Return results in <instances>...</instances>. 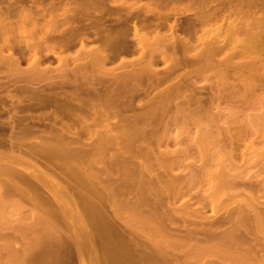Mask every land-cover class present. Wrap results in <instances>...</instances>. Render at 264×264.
<instances>
[{"label":"rangeland","instance_id":"1","mask_svg":"<svg viewBox=\"0 0 264 264\" xmlns=\"http://www.w3.org/2000/svg\"><path fill=\"white\" fill-rule=\"evenodd\" d=\"M43 1L44 2H42V0H38V1L37 0H3V1L0 0V17L2 19V21H0L2 22L0 23V53H1L0 54L1 56L0 57V81H1L0 86L4 87V84L7 81L8 82L5 84V87L9 84V86L6 87L4 92L3 91L0 92V100L2 99L0 102V119H6L8 117L17 118L20 116L22 117L30 116V117L36 118L39 115L40 116L49 115L50 112L53 110L52 107H47V106L46 108L41 107V106L39 107L35 103L37 101L33 100L34 104L32 102V104L30 103V105H36L38 107V108L35 107L37 108L36 110H21L20 111L19 106L22 107V106L29 105V102H31L32 100L28 99L26 94H23V92L19 91L18 87L22 85L21 81L16 80V77L19 75L18 74L19 72H24L23 75H28L31 72L30 69L32 68V66L38 62L39 64L38 68L40 69V71H46L47 74H55L56 71H58V69L72 68L77 63L83 64L84 62H88L89 59L93 60L95 57L99 56L97 53H99L100 56H104L106 54L109 55L111 53V51L108 50L109 45H101L99 42L93 41L91 39L92 37L91 34L95 32L94 28H92L93 22L95 21L98 22L100 26H102L101 31L102 29L106 31L108 30V33L110 32V30H111L110 33H114L115 31L113 30H115V28L119 27L118 29H116L119 31L123 27L124 32L122 29L119 32L121 33L123 32V34L126 35V37H128V38H125V40L126 39H129L130 41L132 40V43H130V41L128 40L125 41L124 43L123 41L121 42V45H123L121 46L122 48L124 47L125 44H126L125 46L127 47V49L129 47L130 51L128 50V54H126L127 51L125 52V50L127 49L124 47L125 49L123 48L122 50L124 53L121 51V54L119 52L118 56L116 54V56L115 55L112 56L109 61H104L106 65L102 62L100 63V65L97 66V68H94V70H96L97 77L101 78L103 85L104 83H106L105 86L111 83L113 86L111 84L110 85L113 88L117 87L118 91L120 90V92L122 89L125 88V87H122L120 83H123V80L125 79L124 81H126L127 79V82L129 84L130 78L128 77V75L130 76L131 74H133V72H135L133 77L132 75L130 76L131 77L130 79L131 87H134V90H132L131 88L133 92L129 91V88L127 89V92L129 91L128 93L125 94V92H121L122 96L124 97V99L122 97V100L125 101V102L122 101L123 102L122 105L125 104L128 99L127 105H125V107L123 105V107L126 109H129L131 107L130 109H132V112H129L130 110L129 111L126 110V112H124V109L122 110V106L120 105L121 99H119L121 98L120 93H118L120 94V96L117 94L118 98L117 99L115 98L116 100L114 101V99L112 100V98L116 96L110 98L108 97L110 93L107 92V94L105 93V95H107L105 96V98H110L109 101L111 102L112 106H114L113 108L118 109L117 110L118 113L117 111L112 109V111L114 110L116 113L115 112L112 113L111 111V115L113 116L111 117L112 118L111 120L109 119L108 121H106L108 122V124L104 123L103 124L104 126L102 124L101 126L100 125L85 126L81 122L75 121V119L65 120L63 121V124L65 125V127L68 128L69 131L67 133L70 135L66 133L65 136L62 137L61 139L60 135L56 137L54 136V135H57L55 134L54 131L48 132L51 129L50 127H48L49 124L46 121H44V122H39L38 126H40V128L38 127L37 129H34V131L32 130V133L30 132L29 134L28 133L25 134L26 135L25 137L22 136V137H17V139L15 138L14 142H21L24 146L23 150H26V152L23 153L24 155H22L23 156L22 161H24L23 159H25L24 161L25 163L23 166L20 167L18 165V162H16L13 157H11V160H8L9 158H7L5 161L7 165H10L8 169L9 172L11 171L10 173L17 172V173H21L24 176L26 175V177H24L25 178L24 182L22 180L24 194L25 195L30 194V195L29 196L26 195V197L22 199L19 197V195L13 194L14 192L12 193L11 190H9V192H11L12 194H8L7 197L3 198L2 197L3 195L1 196V194H4V193H1V191L3 192L5 187L4 185L2 186V184H0L2 186L0 187V234H1L0 236V264H114V259L116 257L118 258L119 262L124 264L127 260V258L125 257L124 251H123L125 249L123 247L124 243L121 244L120 242L119 246H116V239L118 238L113 233L111 220H113L115 224H117V226L118 225L119 227L122 226L121 228H126V225H129L127 227H130V225H133L132 227L140 229L141 231L140 241L143 240L142 242L148 246V248L150 249V251H152V253L156 254L157 253L156 246H161L162 248H164L163 254H167L165 253L166 249L167 250L171 249L170 247L167 248V243H168L167 240L163 239V235H161L162 232L159 233L161 236L155 233L157 229L155 231V228H154L155 223L153 222L154 220L144 215L148 212L147 211L148 208L150 209V207L153 208L154 206H156L159 209L157 211L156 217L157 216L161 217L162 219H164V222L166 223V225H168L169 227L175 228V229L177 227L178 229L176 230L180 232L182 230H183L182 232H184V227H183L184 222L190 228L194 227V229L195 228L202 229V227L204 229H208V228L211 229V227L213 228L212 224L210 223L216 222L217 220L216 217L218 216V214H221L219 216L220 218L222 217V215L226 214V211H227L226 209L237 207L238 206V204H236L237 200H240V198H242V195L245 192L248 193L249 191L251 192V194L250 193L248 194L245 193V194L248 195L247 199L252 200V201H248V202L249 203L252 202L251 205L256 206L254 208H258L259 210L264 212V106H263L264 105L263 104L264 93L262 92L264 90L262 89L258 90L257 93H260L259 94L261 95L260 98L258 94H257L258 96L256 94L252 95L253 97L250 96V100H248L250 104L247 103V105H245L244 107L250 108L251 106L252 109L247 108L248 109L247 110L244 108V110L241 113L237 114L235 113L238 110L237 107H234L236 111H233L234 108L230 111L229 110L227 111L225 108H223V106H222L223 110H221L222 108H215L213 110L214 115H216L214 120H209L208 116L206 115L207 116L206 118L204 114L203 115L199 114L200 115V116L198 115L199 119H197L195 116H190L187 113L188 111L186 110V107H185L186 105L184 104L188 98L194 95V92H191V89H193V87L194 88L196 87L194 86L193 83L199 86L198 89L195 88L193 90L198 92V95L202 97V100L205 101L206 96L213 93L214 91V89H212L213 86L211 87L213 83H210V82L217 81V79L215 80V76L213 75V73H211L209 69L206 70L205 67L202 66L203 67L202 70L204 69L203 70L204 73L202 71H201L202 73L201 72L199 73V71H197L195 74L194 71L197 69L196 67L197 65L193 66L192 62L196 61V58L198 59L200 57V56L199 57L197 56L200 55L204 51L203 46L206 47L208 43L209 44L211 43L210 45L212 46V42H213L214 44H216V46L214 44L213 45L215 47H218L220 44H223L225 40L229 41L228 37H230V35H229V31L226 29V26L206 25V26L201 27L200 29H198V27L195 29H190L191 34L188 32L187 35H185V38L187 39V43L190 48L189 54L191 51V55L190 57H188L189 55L187 56L186 54L181 55L182 52H185L184 51L185 49H181V47L184 48L183 47L184 44H182V42L184 43V40H182L181 29L183 28V25H182L184 24L183 22H185V20L188 21V15L190 13L187 12L183 15H170L169 21H167L165 24L163 23L161 27L158 25L157 21L152 17L151 13H144V14L145 15L150 14L151 19L153 21L147 20L148 16H145L143 13H141L142 15L140 14V12H143L141 9L143 8V6L148 5V4H150V6H154L155 5L154 0H151V1L149 0H136V1L134 0H119V1L118 0H105L104 1L103 0L104 3L105 2L107 3V4L105 3L104 5L105 7L106 6L108 7V8L106 7V9L109 12H107V10L103 7L104 6L103 2H101L103 6H101V4L98 5L97 4L98 1L96 2V5L102 7L101 12L103 13L104 15L103 17L105 18V20H107L108 19L107 17L109 16L110 19L108 21H111L109 23L115 22L112 20L117 19L116 22L114 23V24H117V26L115 25L116 27H114L112 25L113 23L109 25L108 21L101 20L100 16H102V13L99 11L100 10L99 8H101L99 7L97 8L99 10L91 12L90 14L91 19L87 17L85 18L81 17L82 19H85L83 20L84 23L82 22V19L78 17L79 18L77 19L78 22L74 23L71 27H75L74 30L76 29L77 32L81 33L80 35L82 39H80L79 41H76V43L78 42L77 44L75 43V44L69 45L71 46V48H69L68 46L65 49H63L64 47L62 48V43H57V40L58 42L60 40L58 36H57L58 38L56 37V38L51 39L53 41H51L50 38L48 37H46L45 39V36L48 35L47 33L48 32L47 30L48 22H50L49 23L50 25L52 24L51 22H53V20L56 21L58 17L55 16L56 18H54V15L59 16L58 19H61L63 17L61 16L62 12L66 10L69 11V13L67 14L71 15V12H73L72 15L74 14L78 15L79 14L78 10L75 11V9L77 8L74 7L77 1L75 0V3H73L74 0H63V1L57 0V2L56 0H48V1L43 0ZM70 1H73V2H70ZM129 4H131V7ZM132 4L133 5L135 4V6H133ZM52 5H54L55 8ZM72 5H73V8H72ZM123 5H125L126 7ZM50 6L53 7V10H50L51 8ZM70 7L73 11L70 10ZM120 7L123 8L122 12H120L121 11ZM135 7H136V10L134 9ZM103 8L105 10H103ZM109 8L113 10L114 14H110L111 10ZM115 9H118L117 12ZM127 9L128 11L130 10L131 14L127 12ZM31 10L32 11L34 10V11L32 12ZM48 10L49 12H47ZM124 10L126 11L125 13L128 14L127 16H130L132 18H133L132 16L133 12L134 13L138 12L140 16H143V17L145 16L146 18L145 17L144 18L148 22L145 21L142 17H141L142 20L138 19L140 18L138 14H136L137 18H136V15L133 14L135 16L133 19L136 18L135 20H132V18L130 17H127L124 19V16L126 15L124 13ZM103 11L107 12V16L105 15L106 13L104 14ZM118 11L121 14H118ZM31 14H33V16ZM92 14H95L96 16L99 15L100 19L98 18L97 20V18L93 17L95 15L92 16ZM115 15L118 16L120 19L118 17L116 18ZM113 16H115V18ZM183 17L185 19L184 21L182 20ZM126 19H128L129 21L130 20L132 21V22L131 21L129 22L127 20L128 25H130V28L131 26L133 28V29L131 28V30L129 31H128L129 26L127 25L125 21ZM27 20H29L30 22ZM91 20H94V21L90 22ZM121 20L125 22L127 26L123 25L124 23H121L123 25L121 27V25L119 24ZM150 21H152L151 23H153V25L152 24L146 25ZM23 22L26 23L25 26ZM141 22L143 24L145 23L144 25L146 26L144 25L143 26L146 28L142 26ZM155 23H157L156 26H155ZM105 24H108L109 26L106 25V28H104ZM180 25L182 27H180ZM125 26L128 29L125 28ZM171 26H173L174 28L173 27L171 28ZM35 29L36 31L38 29V31L36 32ZM139 29L142 30L143 32H140ZM137 30L138 32L146 35V39L152 38L153 41L149 39L148 41L150 42L152 41L153 43L156 42V45L155 44L154 45L157 49L155 47H151L153 48V50L149 49L150 44H148V41L146 42L145 38H144L145 40L142 39L145 36L140 33L139 35H137L138 34ZM88 31H90L91 33H89ZM131 31H132L131 33L132 37H131V34H129ZM158 31L160 32V34ZM174 31L176 32V36L178 35L177 37L181 38V39L176 38L174 35H172L174 36L173 40L177 39V43L179 44L176 46L177 48L175 47L176 43H174V41H172L171 39L172 37L171 32L175 34ZM147 32H150V33L146 34ZM166 32L167 34L168 33L170 34L167 36L168 38L166 37V34H165ZM110 33H109V36L111 35ZM121 33H120V38L118 40V44L124 37L123 35H122L123 37L121 36ZM127 33L129 34L130 37L128 36ZM155 33L157 34V36ZM104 34L108 35L107 33H104ZM148 35L153 36V37H149ZM189 35H191L192 37ZM139 36H142L141 39H139ZM161 36H163L162 37L163 40ZM155 37H156V40L158 39V37H160L161 38V39L159 38L160 41H158L159 39L157 41L156 40L154 41ZM213 37L215 38V42H214ZM169 38L171 39L172 42L171 43L168 42V43L173 45V46H170V48L167 43V41L170 40ZM191 38L193 40H191ZM178 39H180L181 41L180 40L178 41ZM217 39L221 41L218 46H217L218 44ZM207 40L208 41L210 40L211 42H208ZM141 41H143L142 43L143 45L145 43L146 45L145 48L142 46ZM161 41H162V44L165 43V46L168 47L167 48L168 51L169 50L171 51V47H175L177 50L180 49V51L176 52L177 54L175 53L174 55L175 57H173V59L177 60L178 58H180L181 62L177 60V65L178 64L179 65L181 64V65L180 66L178 65L179 67L176 65L177 70L176 69H175L176 71L173 70L172 72L173 74L166 76L165 78L163 77L164 76L163 74L164 72L166 74L165 69L168 70V68H166L165 66H170L171 64L170 62H168L170 61V58L168 56L165 58V61H164L159 55L158 56L156 55L158 48L160 50V48H162L163 46L161 44L157 45V43ZM110 42L114 43L112 40ZM152 42H151V45H153ZM180 42L183 46L180 44ZM112 43L111 45H113ZM227 45L229 46L225 47L226 52H232L234 51V48L238 44L236 41H233L231 43L229 42ZM179 46L180 48H178ZM222 46L223 45H221L215 50H210L211 51L210 53H214L215 51L220 49ZM146 48L147 50L149 49L148 50L149 52L146 50ZM214 48H210V49H214ZM144 49L146 50L148 54L146 53L147 57L144 56L143 57L144 59H143L142 56L145 55L143 54ZM154 49L157 50V51L155 50V53L153 52ZM151 50L154 53L153 55H152V52L150 54ZM181 50L183 51L181 52ZM179 52L181 55V56L179 55L180 57L178 56ZM193 53L195 57L193 56ZM148 56L149 57L157 56L155 58L156 65L153 64L152 65L153 67L152 66L151 67L152 69L154 68V70L152 71L154 72L158 71V72L148 73V76L149 74L151 76L153 75L152 79L154 80V82L153 81L150 82V80H152L150 76H149L150 77L149 81L146 80L148 77L146 73L145 75L147 77L144 75V73L142 74V77L143 75L146 77L145 79L143 78L144 81L146 80L150 83V86H148L147 85L148 82H145L146 83L145 85L144 81L141 80L143 83L142 85L146 86V87L144 86L145 88L144 89L143 86L142 88L140 86L141 81L139 80L140 77L137 74L140 68L143 67V65L144 67L147 65L148 66L150 65L151 60L149 61V59H151L152 57L149 58ZM193 57L195 58V60H192L194 59ZM190 59L192 62L190 61ZM174 60L172 61L173 63L175 62ZM185 60L188 61L189 64L191 65L190 71H189V68L186 69L187 63H184L186 62ZM6 61L12 62L11 68L4 67V62ZM202 63L204 64V61L201 62V64ZM182 65H184V67L186 66L185 70ZM181 66L183 68H181ZM191 68L193 71L191 70ZM128 69L130 72L128 71ZM125 71L127 73H125ZM100 72L102 74H100ZM104 72L105 73L107 72L106 75ZM115 72H118V73H115ZM117 74L120 76H117ZM244 75L248 76V73L244 72ZM106 76H108V78L110 77V79H107V78L104 79V77ZM120 77L122 79V82H121V79H119ZM132 78H134V80ZM261 78H260V81L254 80L253 83L258 82L257 84L259 83L260 85L264 84V82L261 83ZM114 79H115V82L113 83ZM190 79L193 82L190 81ZM230 80L231 78H229V80L227 79L226 82L232 83L231 81L233 80V78L231 81ZM161 81L162 83H159ZM176 81L179 82V84L180 83L181 84L180 85L178 84L179 85L178 86L176 84L177 83ZM132 83L135 85L132 86ZM17 84L18 85L20 84V86L17 87L18 90L15 89ZM188 84L190 86H188ZM116 85H118L122 89ZM151 85H152V88H151ZM202 85L206 86V88L202 89L201 88ZM136 86L140 90L136 89ZM177 86L181 87L180 89L183 90V92L180 91L179 89L177 90ZM127 87L128 86L126 85V88ZM170 87H172L174 91L176 88V91L175 92L173 91L172 93L171 92L172 88L170 89ZM12 88L17 92H14ZM126 88L124 89L125 91H126ZM207 88L210 90H206ZM141 89L144 91H142ZM136 90H138V92H136ZM168 90L170 91L168 92ZM139 91H141V94H138ZM210 91L212 92L210 93ZM170 92L172 94H170ZM223 93L227 94L228 91L227 92L223 91ZM167 95L170 96L171 98L168 97ZM165 97L166 98L168 97L167 98L168 100H166ZM4 98L7 102L3 100ZM20 98L21 99L23 98L22 99L23 102H19ZM171 99H172V102H170ZM164 101L166 104L164 103ZM160 103H162L161 104L162 107L160 106ZM172 103H174V105ZM117 105H119V108ZM128 105L130 107H126ZM170 105L172 108L170 107ZM168 106L170 107V111H168L169 114L166 113V110L169 109ZM176 106L179 108H176ZM153 107H154L153 111H156L157 113L155 112L156 114L154 113V115L153 113H151V115L147 117V115L150 114L148 111L152 112ZM177 109L179 112L176 111ZM181 109L183 110L182 112H181ZM139 110H141L143 113ZM220 110L222 113L220 112ZM158 111H161L166 121L161 119L164 117H162L160 115L161 113ZM163 111L165 113H163ZM229 112L231 113V116ZM131 113L132 115H130ZM170 113H172V116H169ZM86 114L88 117H90L92 116V111L91 110L90 112L87 111ZM118 114L122 116V119L119 120L120 117H117ZM125 114H127L128 116L130 115L131 118L130 116L128 117ZM104 115L106 114L104 113ZM115 115H116V119H115ZM123 115L125 117L127 116L126 119H124L125 117ZM152 115L153 117H151ZM132 116H134V118L135 117L137 118L134 119ZM154 116H156V118ZM202 116L203 118L205 117V119L203 120L200 119L202 118ZM188 117L190 119H188ZM128 118L129 120H127ZM149 118L150 119L154 118L153 119L154 121L152 119L150 120ZM113 119L117 122L116 124L112 121ZM253 119L255 120L252 121ZM118 120L120 121L119 123H118ZM123 120L125 121L127 120V121L124 122ZM142 120L144 121L145 124L141 123L143 122ZM110 121L113 122L112 123L113 127L110 126L111 124ZM136 121L138 124H136ZM151 121L155 122L157 126L156 125L154 126V124L151 123ZM204 121L206 124L204 123ZM149 122L153 125L149 124ZM125 123H127V125L128 124L130 125V127L128 126V129ZM105 124H106V127H105ZM141 124H144L143 129H141L142 128ZM212 124H214V126ZM149 125L150 127L154 126L153 128L159 129L158 130L159 132H158L152 128L154 131L157 132V133L155 132L156 133L155 137H154L153 130L148 129ZM210 125L213 126L212 135L208 131V128ZM56 126L57 127L60 126L59 121L57 122ZM117 126H118V129H117ZM216 126L219 127V130L222 133L221 138L223 141H224V138H226V141H228L227 138L229 134H232L234 132V134L232 135L235 139L237 138L238 140L237 142L240 144L239 148L234 152V155L232 154V155L226 156L222 154V152L217 148L218 145L214 143V137H213ZM108 128L109 130L106 131ZM125 128L128 130V132ZM134 128H137V129H134ZM43 129L44 130L46 129L45 134H44V131H41V132H43L44 136L45 135L49 136L47 139H45V137L44 138L41 137L42 133L39 130H43ZM146 129H148L149 131L151 130L150 135H153L152 143L150 140L151 136H150V139H149V136L147 137L149 133L145 132ZM100 131H101V134H100ZM35 132L37 133L39 132L41 134L38 135V134H35ZM136 132H140L139 135L140 137L142 136V138L140 139L141 140L140 141L139 140L140 137L138 135L136 139L133 138L135 141L133 142L132 137L137 136V135L135 136L133 135V134H136ZM238 132L239 134L237 135ZM96 133L99 135H97ZM112 134H114L112 140H114V142L120 141V143H122L123 145V148L127 146L126 140H128V142L131 141V143L133 142L135 145L137 144L136 146L139 145L141 148H144L143 146L144 142L146 143L149 139L148 142L151 144V147L154 146V148L156 149L160 148V149L159 151L158 149L157 150L154 149L153 151L154 155L152 154L153 156L150 157V159L148 160L147 159L145 160L142 154V151L140 150L138 151L139 155H138V152L134 154L135 156L124 154L123 157H126L128 159L132 158L134 167L132 168V166H129L127 164H126L127 166L119 165V167L124 166L122 167L124 169L121 168L117 172L116 171L117 169L114 170L112 163L113 162L118 163L119 161H116V160H119L120 156H118L115 159V161H112V162H111L112 159H110V155L113 152L114 147H116L115 145H112V143L114 142H110L108 144H106L105 142V144L102 143L104 145L101 144L99 147H96L93 149L91 148L93 141L95 142L98 139L104 141V139L108 138V136H109L108 138L109 140L112 137L110 136ZM141 134L145 136V139L147 141H145V139L143 138L144 136ZM103 136H104V139H103ZM124 136L126 138L129 136L131 137H129L128 139H124ZM57 137H59L60 139H58ZM137 139L139 142L137 141ZM36 149L39 151L38 153ZM32 151H34L35 153H33ZM14 154H16V152ZM140 155L142 156L143 160L139 158L141 157ZM162 160L164 163L165 161H167V165L163 164ZM7 161L10 163H8ZM13 161H15L16 164ZM147 161H149L150 165ZM145 165L154 167V168H150V170L152 169L151 170L152 172L150 171L151 173L149 171H148L149 173L146 172L145 169L142 170V166L144 167ZM12 166L13 168H11ZM128 166L129 168L126 169ZM34 167L36 169H34ZM112 167H113L112 169L113 172H110L112 170H109V168H112ZM14 168L16 169L13 170ZM163 173H164V176H167V177L170 175V178L169 177L164 178L163 180L164 183L160 187L162 191L160 192L159 188H157L158 191L157 193H155L153 190V187H150V185L152 186L154 180L156 179V177L154 178L153 176H155V174L157 177L163 176ZM226 173L228 176L226 175ZM128 175H129V178H132L133 180L125 179L127 178ZM233 177L235 178L237 177L236 178L238 182L237 186L238 187L242 186L240 187V189L236 187V185L232 186V183L227 184V183H230L232 179H235ZM147 178L149 179L151 178V179L147 180ZM135 179L137 180L135 181ZM127 180H128V183H127ZM143 180L146 181L147 183L150 182V184L148 183V185H146L147 183L143 182ZM129 181L132 183L130 184ZM224 181H226V184L224 183L225 187H223L224 185L222 186ZM133 183H137V184H133ZM8 184H11V183H8ZM7 187L9 186L7 185ZM244 187L246 188L245 192L242 191ZM10 188L11 186L9 187V189ZM36 192H38L37 195H36ZM37 196L39 198H37ZM161 196H163V198ZM250 196H251V199L249 198ZM34 197H35V200L36 198L37 200H39L38 201L39 204H35L33 202ZM135 203H137L135 207L143 209L144 212L142 211L141 214H137V212L134 213L135 211H133L131 208H133ZM131 204L132 205L134 204V205L132 206ZM116 208L120 209V211L115 212ZM175 209L177 211L175 213H178L179 211L181 215L185 211H188L190 213L187 214L188 212H186L185 213L187 214L186 216L183 214L185 218L180 216L179 213L176 214L175 216L177 218L174 222L176 224L174 223L170 224V222H168L170 220H169L167 213H169L170 211H175ZM180 210L183 212H181ZM161 212L164 213V215L166 216H164ZM160 214H162V216ZM258 214L259 213L255 214L254 217H256V215L258 216ZM187 216L188 218H186ZM182 218L184 221H182ZM258 218L261 219V223L260 222L259 223L264 225L263 213H260ZM258 218L256 219L257 221H258ZM202 221L204 224L202 223ZM157 232H160V231H157ZM201 242L202 241L200 239L197 241V243H201ZM176 253H178L179 255H185V253L183 254V252H179V251Z\"/></svg>","mask_w":264,"mask_h":264},{"label":"bare ground","instance_id":"2","mask_svg":"<svg viewBox=\"0 0 264 264\" xmlns=\"http://www.w3.org/2000/svg\"><path fill=\"white\" fill-rule=\"evenodd\" d=\"M76 1H77V3H76V5H74V7L77 8V9H75V11L78 10V13H79L78 15H75V14L72 15L73 12H71V11H73V10L70 7L71 15L70 14H67V13H69V11L66 10V11L62 12V15L61 16H63V17L61 19H58L59 16L54 15V18L58 17L56 19V21L53 20V22H51L52 24H50V25H49L50 22H48V26H47V30H48L47 33H48V35L45 36V39H46V37H48L51 40V39L56 38L58 36L60 38V40H59V42L57 40V43H62V48L64 47L63 49H65L69 45L75 44L76 41H79L80 39H82V37L80 35L81 33L77 32L76 29L74 30L75 27H71L74 23H77L78 22V20H77V19H79L78 17H80V18L81 17L82 18H85V17L90 18L91 12L97 11L99 9H100L99 11L101 12V10H102V7L101 6H103L106 3V2L104 3L103 0H79V1L76 0ZM134 1H136V0H134ZM149 1H151V0H149ZM154 1H153L155 3L154 6H150V4L143 6V8H141L143 12H140V14L141 13H143V14L144 13H151L152 17L157 21L158 25L161 26V27H162L163 23L165 24L167 21H169L170 15H183V14H185L187 12L190 13L188 15V21H186L184 19V17L182 19L183 21L185 20V22H183V23L186 24V25H184V24L181 23L183 25V28L181 29V32H182V40H184V43L182 42V44H184V46L181 44V42H180V44L184 47V48L181 47V49H185L184 50L185 52H182L183 50H181V52H182L181 55L186 54L187 56L189 55L188 57H190V55H191V51H190V54H189L190 48H189V45L187 43V39L185 38V35H187L188 32L191 34L190 29H195L197 27H198V29H200L201 27L206 26V25H209V26L219 25V26H226V29L229 31V35H230V37H228V40L229 41L225 40L223 44H220L219 45V43L221 41H219V39H217L218 40L217 46L219 45L218 47H220L221 45H223L221 47L222 49L220 48L217 51H215L214 53H210L211 52L210 50H215L218 47H215L216 44H214L213 42H212V46L213 47L210 45L211 43L210 44L209 43L208 44L205 43V44H207V46L206 45H205L206 47L203 46L204 51L200 55H198V56L196 55L197 57H199V56L201 57V58L199 57L198 59L196 58V61H198V62H196V61H193L192 62L191 61L192 58L190 59V61L192 62L193 66H196L197 65L196 66L197 69L194 71L195 74H196L197 71H199V73L201 71L204 73V71H203L204 69L202 70V68H203L202 66H204L206 70L209 69L211 71V73H213V75L215 76V80L217 79V81L216 82L215 81L214 82L213 81L210 82V83H213L212 85L211 84L210 85H211V87L213 86L212 89H214V91H213V93H211L212 91H210L211 94L209 93L210 95H207L206 96V99L204 98L205 101L202 100V97L198 95V92L197 91H194L193 90L195 88L198 89V87H199L195 83H193L194 86H196L195 88L193 87V89H191V92H194V95L192 97L188 98L185 101V103H184L186 105L185 106L186 107V110L188 111L187 113L190 116H195L197 119H199V117H198L199 114H202V115L204 114V116H206V115L208 116V119L209 120H214V118L216 116V115H214L213 110L215 108H222V106L227 111L228 110L230 111L234 107H237L238 110L236 111L235 108H234L233 111H236L235 113H237V114L241 113L244 110V108H245L244 106L247 105V103H249L248 100H250V96L255 95V94L256 95L257 94L259 95L260 93H257L259 89L264 90V84H262V85H260V83L257 84L258 82L257 83L254 82L253 83L254 80L260 81V78L261 77H262L261 78V83L264 82L263 81L264 80V77H263L264 76V0H154ZM42 2H44V1L42 0ZM42 2H41V4H42ZM56 2H57V0H56ZM70 2H73V1H70ZM96 2H97L98 5H100L101 2H103V5L101 4V6H97L96 5ZM73 3H75V0H74ZM9 5H10V3H9ZM129 5L131 7V4H129ZM129 5H128V7H129ZM52 6L54 7V5H52ZM52 6H50L51 7L50 10H53V7ZM123 6H125V5H123ZM133 6H135V4ZM133 6H132V8H133ZM32 7H31V9H32ZM99 7H101V8H99ZM103 7L106 9L107 6L105 7V5H104ZM72 8H73V5H72ZM97 8H99V9H97ZM104 8H103V10H105ZM132 8H130V9H132ZM134 9L136 10V7ZM110 10H111V13L110 14H114L113 13V10L112 9H110ZM115 10L117 12L118 9H115ZM122 10H123V8H121V11L120 12H122ZM125 10H124V13L126 12ZM156 10H158V11H156ZM139 11H140V9H139ZM47 12H49V10ZM103 12H104V14L106 13L105 15L107 16V12H109V11L107 10V12L106 11H103ZM127 12L130 13V10L128 11V9H127ZM28 13H30V12H28ZM36 13H37V11H36ZM101 13H100V15H101ZM110 14H108V15H110ZM118 14H121V13H119V11H118ZM133 14L134 15H136V14L139 15L138 12L137 13H134L133 12ZM133 14H132V16L134 18L135 16ZM31 15L33 16V14H31ZM93 15H95V14H92V16ZM127 15L128 14L125 15L126 17L124 16V19L127 18V17H130V16H127ZM151 15L150 14H148V15L146 14L145 15V16H148L147 17V20H152L151 19ZM103 16L104 15L102 13V16H100L101 20H105V18ZM115 16H113V17L115 18ZM93 17L97 18V20H98L99 15L98 16L95 15ZM117 17L118 16H116V18ZM141 17L144 20L146 18V17L144 18L143 16H140V18H138V19H141ZM107 18L108 19L105 20V21H108L110 19L109 16ZM130 18H132V17H130ZM133 18H132V20H135L137 18V15H136V18L135 19H133ZM128 19L125 20L126 23H127V25H128V21H129ZM83 20H85V19H82V22H83ZM116 20L113 19L112 21H115L116 22ZM147 20H145V21H147ZM0 21H2L1 17H0ZM27 21H29V20H27ZM50 21H51V19H50ZM92 21H94V20H91L90 22H92ZM152 21H150L146 25H148V24H152L153 25V23H151ZM109 22H111V21H108V24L109 25L113 23L112 25L114 27L117 26V24H114L115 22H112V23H109ZM119 22H117V23H119ZM142 22H141V24L143 26L145 23L143 24ZM0 23H2V22H0ZM101 23H103V22H101ZM121 23H124L123 25H126L125 22H123L121 20V22L119 23L121 25V27L123 26ZM157 23H155V26H156ZM25 24L26 23H24V26H25ZM108 24H105V27L104 28H106V25H108ZM146 25H144V26H146ZM82 26H84V25H82ZM108 26H107V28H108ZM126 26H125V28H127ZM128 26H129V29L128 28L127 29L129 31V30H131L132 26H131V28H130V25H128ZM172 27L173 26H171V28ZM180 27H182V26L180 25ZM92 28H94V31L95 32H93V34H91L92 35L91 39L93 41L99 42L101 45H109V47H108L109 49L107 48L108 50L111 51V53L109 51V53H110L109 55L106 54L104 56H100V54L97 53L99 56L95 57L93 60H90L89 59L88 62H84L83 64L82 63H80V64L77 63L72 68L58 69V71H56L55 74H47L46 71H40V69L38 68L39 67L38 62L32 66V68L30 69L31 72L28 75H23L24 72H19L18 73L19 75L16 77V80L17 81H21L22 82V85L20 86V84L19 85L17 84L16 87H15V89H17V87L20 86V87H18L19 88V91L23 92V94H26V96L28 97V99L32 100L31 102H29V105L22 106V107L19 106L20 111L21 110H36L38 108L37 106H39V107L41 106V107H44V108H46V106L47 107H52L53 110L50 112L49 115H45V116H40L39 115L36 118L30 117V116L29 117H26V116L22 117V116H20V117H17V118L8 117L6 119H0V184H2V186L4 185V187H5L4 190L1 189V190H3V192L1 191V193H4V194H1V196L3 195L2 196L3 198L7 197L8 194H12L13 192H14L13 194L19 195V197L22 198V199L24 197H26V195H28V194H26V195L24 194V188H23V183H22V180L24 182V180H25L24 177H26V175L24 176L21 173H17V172L16 173H13L12 172L13 174L10 173L11 171L9 172V170H8L10 165H7V163L5 161L7 158H9L8 160H11V157H13L15 159V161L18 162V165L20 167L23 166L24 163H25L24 162L25 159H23L24 161H22V157H23L22 155H24L23 153L26 152V150H23V147L24 146H23V144L21 142H14L15 138L17 139V137H22V136L25 137L26 136L25 134H27V133L29 134L30 132L32 133V130L34 131V129H37L38 127L40 128V126H38L39 125V122H44V121H46L49 124L48 127H50V129H51L48 132H51V131L53 132L54 131L55 134H57V135H54V136L56 137V136H59L60 135L61 139L69 131L68 128L65 127V125L63 124V121H65V120L75 119V121H79V122H81L85 126H87V125H90V126L91 125H95V126L96 125H100L101 126V124L103 125L104 123L108 124V122H106V121H108L109 119L110 120L112 119L111 117L113 115H111V111H112V109H114L113 108L114 106H112V104H111V102L109 100H110L111 97L116 96V97L112 98V100L114 99V101H115L118 98V96H117L118 93L121 94V98H119V99H121V104L120 105L122 106V110L124 109V112H126V110H128V111L130 110L129 112H132V109H130L131 108L130 107L131 106L130 104H129L130 106L129 105L126 106V107H130L129 109L124 108L125 105H127V103H128V99H127L126 103L123 104L124 105V107H123L122 103L125 102V101L122 100V97L123 96H122V93L121 92H125V94H126L129 91L134 90V87H131V80H130L131 77L130 76L132 75V77H133L135 72H133V74H131L130 76L128 75V77L130 78L129 79V81H130L129 84L130 85L128 84L127 79H126V81H124L125 79L123 80V83L126 82L125 84L120 83V85L122 87H125L126 88V85L128 86L126 88V91L124 90L125 88L122 89L121 87H119L118 85H116L119 88H121L122 90H124V91L121 90V92H120V90L118 91V88L117 87L116 88H113L112 87L113 85L111 83L110 84L112 86L110 84L109 85L107 84L108 86L107 85L105 86L106 83H104V85H103V82L101 81V78H98L97 77L96 70H94V68H97V66L100 65V63H102V62L104 63V61H109L111 59V57L114 56V55L116 56V54L118 56L119 55V52L121 54V51L123 50L124 47L127 49V47L125 46L126 44L124 45L123 48L121 47V46H123V45H121V42L123 41V43H124L125 41H127V40L130 41V40L129 39H126L125 40V38H128V37H126V35L123 34V32H124V30H123L124 28L123 27L121 28L123 30L122 33L119 32L121 29L119 31L116 30L119 27L118 28H115V30H113V31H115L114 33H110L111 32V30H110V32H109L111 34L110 36H109L108 30L106 31V30L102 29V31H101L102 26H100V24L98 22H96V21L93 22V27ZM144 28H146V27H144ZM109 29H111V28H109ZM222 29H221V31H222ZM85 30H87V29H85ZM103 30L106 31V32H104ZM142 30H143V28H142ZM142 30H140V32H143ZM172 30H174V29H172ZM35 31H36V29H35ZM37 31H38V29H37ZM170 31H171V29H170ZM88 32L91 33L90 31H88ZM103 32L104 33H107L108 35L104 34ZM137 32H138V30H137ZM140 32H138V34L137 33L136 34L139 35ZM120 33H121V36L122 35L124 36V37L122 36L124 39L123 38H122V40L120 39L121 41L118 44V40L120 38ZM131 33H132V31L129 34H131ZM148 33H150V32H147L146 34H148ZM161 33H162V31H161ZM169 33L168 34H167V32L165 33L166 34V37L168 35H170ZM171 33H172L171 36L174 35L176 38H180V37H177L178 35L176 36V32L175 31H174L175 34H173V32H171ZM28 34H30V33H28ZM129 34H128V36H129ZM140 34H142V33H140ZM151 34H152V32H151ZM159 34H160V32H159ZM31 35H32V33H31ZM142 35H144V34H142ZM144 36L145 37L142 38L143 40L146 39V35H144ZM156 36H157V34H156ZM163 36H161V38ZM174 36H172L171 39H172V41H174V43H176L175 44V47H176L179 44L177 43V39H175L176 42H175V40H173L174 39ZM189 36H191V35H189ZM238 36H240V37H238ZM131 37H132V34H131ZM141 37L142 36H139V39H141ZM149 37H153V36H149ZM159 38L160 37H158V39ZM148 39L153 41L152 38H147L146 39V42L148 41ZM160 39L158 41H160ZM171 39L169 41H167V43L168 42L171 43L172 42ZM180 39H178V41ZM213 39H214V42H215V38L214 37H213ZM111 40L114 43L110 42ZM155 40H156V37H155L154 41ZM162 40H163V38H162ZM191 40H193V39L191 38ZM51 41H53V40H51ZM233 41H236L238 45L234 48V51H232V52H226L225 47L229 46L227 44L229 42L231 43ZM151 42L148 41V44H150L149 45L150 46L149 49H152L153 50V48H151V47H155L156 42H154V43L152 42L153 45H151ZM208 42H211V41L209 40ZM111 43L113 45H111ZM126 43H128V42H126ZM130 43H132V40L130 41ZM142 43H143V41H141V44ZM133 44H134V42H133ZM158 44L159 45L160 44L163 45L162 48H160V50L158 48V51H157L156 50L157 48L155 47L156 49H154L153 52L155 53V50H156L157 51V54L156 55L157 56L159 55L164 61H165V58L167 56L170 58V61H168V62H170L171 65L170 66H165L166 68H168V70L165 69L166 74H165V72L163 74L164 75L163 77L165 78L166 76L172 75L173 74L172 73L173 70H175V69L177 70V66L179 65V64L177 65V60L180 61V58H178V59L176 58L177 60H174L173 57H175L174 56L175 53L178 52V51H180V49L177 50L176 49L177 47L176 48L175 47H171V51L170 50L168 51V49H167L168 47L165 46V43L162 44V41H161V42H158L157 45ZM110 45H111V47H110ZM142 46L145 48L146 47L145 43H144V45L142 44ZM168 46L170 48V46H173V45H171V44L168 43ZM180 46L178 48H180ZM157 47H159V46H157ZM69 48H71V46H69ZM210 48H214V49H210ZM128 50H129V47H128L127 50H125V52L127 51L126 54H128ZM146 50H147V48H146ZM146 50L144 49V53L143 54H145V55L142 54L143 55L142 58L148 54L146 52ZM152 50L150 51V54H151ZM153 52H152V55L154 54ZM179 55H180V52L178 53V56ZM157 56H155V57H152L151 56L152 58L148 56L149 58H151V59H149V61L150 60L151 61H150V65L149 66L147 65L148 67L145 66L146 67L145 68L144 65H143V67L140 66L142 68H140V70L138 71V74H137L140 77L139 78L140 81L141 80L144 81V79L148 76V73H151V72L152 73H156V72H158V71H156V72L152 71V70H154V68L152 69V67H153L152 65L155 64V61H156L155 58ZM193 56H194V53H193ZM176 57H177V55H176ZM173 60L176 63L175 62L173 63L172 62ZM192 60H195V58L192 59ZM182 61H184V60H182ZM203 61H204V64L202 63L203 64L202 65L201 62H203ZM184 63H187V65H186L187 68L186 69L189 68V71H190V66L191 65L189 64V62L186 61ZM184 65H182V66L184 67ZM188 65H189V67H188ZM175 66H176V68H175ZM182 66H181V68H183ZM4 67L11 68L12 67V62L11 61L4 62ZM185 67H184V70H185ZM191 70H192V68H191ZM128 71H129V69H128ZM244 72L245 73L247 72L248 73V76L247 75L245 76L244 75ZM106 73H105V75H106ZM115 73H118V72H115ZM123 73H121V74H123ZM125 73H127V72L125 71ZM143 73H144V75L146 73L147 76L145 75L146 76L145 77L143 75V77H142V74ZM100 74H102V73L100 72ZM103 76H104V74H103ZM117 76H120V75L117 74ZM124 76H126V75H124ZM149 76L151 77V79L153 78L152 77L153 75L151 76L149 74ZM149 76L146 79L148 81L150 79ZM141 77H142V79H141ZM106 78L107 79H110V77L108 78V76L104 77V79H106ZM186 78H188V77H186ZM229 78H231V80L233 78L232 81L230 80L232 83L226 82L227 79L229 80ZM119 79H121V77ZM132 79L134 80V78H132ZM192 79H193V77H192ZM146 80L144 81V83L145 82H148ZM140 81H138V82H140ZM151 81L154 82L153 79L150 80V82ZM190 81H192V80L190 79ZM114 82H115V79L113 80V83ZM119 82H120V80H119ZM121 82H122V79H121ZM159 83H162V81L159 82ZM5 84H4V87L3 86H0V92H2V91L4 92V90L6 89V87L9 86V84H8L5 87ZM140 84H141L140 86L142 88V86H143L142 85L143 84L142 81L140 82ZM176 84L178 85L179 82H177ZM133 85H135V84L132 83V86ZM145 85H146V83H145ZM147 85L150 86V83L148 82ZM185 85H186V83H185ZM144 86H143V88H144ZM148 86H147V88H148ZM178 86H177V90L179 89L180 91L183 92V90L180 89L181 87H178ZM188 86H190V85L188 84ZM128 88H129V91L127 92V89ZM131 88H132V90H131ZM151 88H152V85H151ZM171 88L172 87H170V89ZM201 88L202 89L203 88H206V86L202 85ZM136 89H138L137 86H136ZM210 89L207 88L206 90H210ZM138 90H140V89H138ZM138 90H136V92H138ZM116 91H118V92H116ZM142 91H144V90H142ZM169 91L170 90H168V92ZM173 91L174 90L172 88V91L171 92L173 93ZM175 91H176V88H175ZM223 91H226V92L228 91V93L227 94L226 93L224 94ZM14 92H17V91L14 90ZM107 92L110 93V95L108 96L110 98H105V96H107V95H105V93L107 94ZM115 92H116V94H115ZM171 92H170V94H172ZM262 92L264 93V91H262ZM120 94H118V95L120 96ZM138 94H141V91H139ZM168 95H169V93H168ZM163 96H165V95H163ZM260 96L261 95H259V98H260ZM168 97H170V96H168ZM167 98H166V100H168ZM22 99L20 98V101L19 102H23ZM123 99H124V97H123ZM1 100H0V102H1ZM3 100H5V98ZM33 100L34 101H37V102H35L37 106L36 105H30V103L32 104ZM170 102H172V99H171ZM173 102H174V100H173ZM157 103H158V101H157ZM164 103H165V101H164ZM33 104H34V102H33ZM161 104L162 103H160V106L162 107ZM172 104L174 105V103H172ZM249 104H248V106H249ZM263 104H264V102H263ZM117 106L119 108V105H117ZM35 107H37V108H35ZM170 107H171V105H170ZM170 107L168 106L169 109L166 110V113H168V111H170ZM176 108H179V107L176 106ZM223 108L221 110H223ZM247 108H249V107H246L245 109H247ZM87 109H89V110H87ZM153 109H154V107L152 108V112L147 110L150 113L149 115H147V117L150 116L151 113H153V115H154V113L156 111H153ZM249 109H252L251 106H250ZM86 110L89 111V112L91 110L92 111V116L88 117L87 114H86V112H87ZM114 110L117 111L118 109L115 108ZM114 110L112 111V113L115 112ZM221 110H220V112H221ZM139 111H141V110H139ZM176 111H178V109ZM182 111L183 110L181 109V112ZM120 112H122V111H120ZM158 112L161 113V111H158ZM104 113L106 115H104ZM117 113H118V111H117ZM163 113H165V112L163 111ZM120 114H122V113H120ZM120 114L117 115V117H120L119 120L122 119V116H120ZM125 115H127V114H125ZM130 115H132V113ZM153 115L151 117H153ZM160 115L162 117H164L162 113ZM135 116H136V114H135ZM169 116H172V113H170ZM207 116H206V118H207ZM230 116H231V113H230ZM126 117L124 119H126ZM132 117L134 118V116H132ZM154 117L156 118V116H154ZM130 118H131V116H130ZM135 118H137V117H135ZM115 119H116V115H115ZM161 119L165 120V117L164 118H161ZM188 119H190V118L188 117ZM200 119L203 120V119H205V117L203 118V116H202V118H200ZM218 119H220V118H218ZM119 120H118V123L120 122ZM127 120H129V118ZM254 120L255 119H253L252 121H254ZM58 121L60 122V126L59 127L56 126V124H57ZM112 121L115 124L117 123L114 119ZM112 121H110L111 122L110 126L113 127V124H112L113 122ZM123 121L126 122L125 120H123ZM133 123H135V122H133ZM141 123H144V121L141 122ZM151 123H153L154 126L156 125L155 122H152L151 121ZM151 123L149 122V124H151ZM204 123H205V121H204ZM106 124H105V127H106ZM136 124H138L137 121H136ZM144 124H141V126H142L141 129H143V125ZM153 124H151V125H153ZM125 125H127V123H125ZM163 125H164V123H163ZM212 125L214 126V124H212ZM212 125H210L209 128L207 127L208 128V131H209V133L211 135L213 133V126ZM128 126L130 127V125L129 124L127 125V129H128ZM154 126L150 127V125H149V128L148 129H152ZM114 127H116V126H114ZM215 128L216 129H215V133H214L213 137H214V143L216 145H218L217 148L222 152V154H224L226 156L232 155V154L234 155V152L239 148V145H240L237 142L238 141L237 138L235 139L233 137V135H232V134H234V132L232 134H229V136L227 135L228 136V138H227L228 141H226V138H224V137H223L224 138V141H223L222 138H221V134L222 133L219 130V127L216 126ZM104 129H106V128H104ZM114 129H116V128H114ZM117 129H118V126H117ZM134 129H137V128H134ZM148 129H146L145 132L146 133H149V135H147V137L149 136V139H150V136H151V139L150 140H151V143H152V140H153L152 137H153V135H150L151 134V130L149 131ZM153 129L156 130V131L159 130L158 128H153ZM220 129H222V128H220ZM108 130H109V128L106 131H108ZM154 130H153V133H154V137H155V135H156L157 132L154 131ZM39 131L40 132L41 131H44V134H45L46 129L45 130L44 129L43 130H39ZM138 131H139V129H138ZM127 132H128V130H127ZM41 133L35 132V134H38V135L41 134V137H43V138L45 137V139H47L49 137V136H46V135L44 136L43 132H41ZM242 133H243V131H242ZM100 134H101V131H100ZM139 134H140V132H136V134H133L134 136L137 135L135 137H132V141L133 142H135L133 138L136 139V137H138ZM143 134H141V135H143ZM238 134H239V132L237 133V135ZM68 135H70V134H68ZM97 135H99V134H97ZM106 135H108V134H106ZM113 135L114 134L110 135V136H112L110 138L111 140L113 139ZM129 137H131V136H129ZM129 137L126 138L124 136V139H128ZM139 137H140V135H139ZM57 138L60 139L59 137H57ZM108 138H109V136H108ZM108 138L104 139V136H103L104 141L103 140H99V139L97 141H95V142L93 141L94 143L92 142L91 148L93 149V148L99 147L102 143L105 144V142H106V144H108L110 142H114V140L111 141L110 139L108 140ZM141 138H142V136L139 138V140ZM143 138L145 139V136ZM149 139H148V141H149ZM69 140H71V139H69ZM72 141H74V140H72ZM126 141H127V143H126L127 146L124 145L125 146L124 148H123L122 143H120V141L119 142H114L115 144L112 143V145H115L116 147H114L113 152L111 151L112 152L111 155H110V159H112L111 162L112 161H115V159L118 156H120L119 157V160H116V161H119L118 163L117 162L116 163H114V162L112 163L113 164V167H114V170L117 169L116 170L117 172L122 167H124V166L119 167V165H125V166L129 165V166H132V168L134 167L132 158L131 159H128L126 157H123L124 154L134 155V154H136L140 150V151H142V154H143L145 160L146 159L148 160V159H150V157H152L154 155V152L153 151H154V149H156V148H154V146L151 147V144L146 139H145V141H147L148 143L147 142L146 143L144 142V145H143L144 148H141L139 145L136 146L137 144L135 145L133 142L131 143V141H129L130 143L128 142V140H126ZM137 141H138V139H137ZM121 142H123V141H121ZM104 144H102V145H104ZM155 146H156V144H155ZM25 148H27V147H25ZM159 149H158V151H159ZM15 152H16V154H14ZM32 152L35 153L34 151H32ZM38 152L39 151L37 150V153ZM138 155H139V152H138ZM161 156H162V154H161ZM113 158H114V160H113ZM139 158L141 160H143L142 159V156L139 157ZM159 158H160V156H159ZM164 160H166V159H164ZM15 161H13V162H15ZM16 162H15V164H16ZM147 162L149 163V161H147ZM8 163H10V162H8ZM162 163L165 164V165H167V161H165V163H164L163 160H162ZM149 165H150V163H149ZM151 165H152V163H151ZM34 166H36V165H34ZM129 166L126 169H128ZM113 167L112 168H109V170H112ZM11 168H13V166ZM150 168H154V167L153 166L152 167L151 166H146V165L144 167L142 166V170L145 169L146 172H148V171L150 172L152 170V169L150 170ZM15 169L16 168H14L13 170H15ZM34 169H36V168L34 167ZM122 169H124V168H122ZM110 172H113V170L110 171ZM34 173H36V172H34ZM160 173H162V172H160ZM135 174H136V172H135ZM226 175H227V173H226ZM144 176H146V175H144ZM153 177L154 178L156 177V179L154 180L152 186L150 185V187H153L154 192L157 193V191H158L157 188H159L160 192L162 191V189H160V187L164 183L163 182L164 178H168V177L170 178V175L167 177V176H164V173H163V176L157 177L156 174H155V176H153ZM233 178H235V177H233ZM236 178L235 179H232L231 182L230 183H227V184H231L232 183V186L233 185H236V187H238L237 186L238 185L237 184L238 182H237ZM125 179H130L131 180L132 178H129V175H128L127 178H125ZM150 179L147 178V180H150ZM136 180L137 179H135V181ZM226 181L223 182L222 186L224 185V183L226 184ZM143 182H146V181L143 180ZM8 183H11V184H8ZM127 183H128V180H127ZM131 183L132 182H130V184ZM148 183L150 184V182H148ZM148 183L146 185H148ZM133 184H137V183H133ZM140 184H138V185H140ZM7 185L9 187L11 186V188L9 189V187H7ZM2 186L0 185V187H2ZM223 187H225V185ZM240 187H242V186H240ZM240 187H238V188L240 189ZM234 189H235V187H234ZM245 189L246 188L244 187V189L242 191L245 192ZM9 190H11L12 193L9 192ZM37 193L38 192H36V195H37ZM245 193L244 194L242 193L243 194L242 195V198H240V200H237V202H236V204H238L237 207H235V208L233 207L231 209H226L227 210L226 211V214L225 215H222V217H220V218H219V216L221 214H218V216L216 217L217 218L216 222L215 223L214 222L210 223L213 226V228L211 227V229L210 228L204 229L203 227H202V229H196V228L194 229V227L193 228H190L184 222V224L182 223L183 224V227H184V232H182L183 230L180 232V231L176 230V229H178L177 227H176V229L175 228H172V227H169L164 222V219H162L161 217H158V216L156 217L157 211L159 210L156 206H154L153 208L150 207V209L148 208V210H147L148 212L147 213H149V214H147V213L146 214L143 213V214L146 215L147 217H150L151 219L154 220L153 222L155 223V225H154L155 226L154 227L155 228V231H156V229H157V231H160V232H157L156 231L155 233L158 235L159 233L162 232L161 235H163V239L164 240H167V242H168L167 243V248H169V247L171 248L170 250H167L166 249V252L165 253H167V254H163L164 253V248H162L161 246H156V249H157L156 250L157 251L156 254L157 255L154 254V253H152V251H150V249L148 248V246L145 245L142 242L143 240L140 241V238H141V233H140L141 231H140V229H137L135 227H132L133 225H130V227H127L129 225H126V228H121L122 226L121 227H119V225L117 226V224H115V222L113 220H111V222H112V228H113L112 229L113 230V233L118 238V239H116V246H119L120 242H121V244L124 243L123 247L125 249L123 251H124L125 257L127 258V260H126V262L124 264H264V228H263L264 225L263 224H260L261 223V219L258 218L259 217V214L260 213H263V215H264V212H262L258 208H254L256 206L251 205L252 202L251 203L248 202V201H252V200L247 199L248 198V195H246V194H248V193L251 194V192L249 191L248 193H246V194ZM154 195H156V194H154ZM232 195H234V194H232ZM38 196H37V198H39ZM161 197L163 198V196H161ZM228 197H229V195H228ZM37 198L35 200V197H34L33 202L35 204H39V202H38L39 200H37ZM249 198L251 199V196ZM136 205H137V203H135V205L133 206V208H131L133 211H135L134 213L137 212V214H141L142 211L144 212L143 209L138 208V207H135ZM161 208H163V207H161ZM117 211H120V209H117L116 208L115 209V212H117ZM171 212H173V213H171ZM175 212H177L176 209H175V211H170L169 213H167L168 214V217H169V220H170L168 222H170V224H173L175 222L176 218H177L175 215L178 214L179 211H178V213H175ZM181 212H183V211H181ZM186 212H188V211H185L183 213L185 216L190 213V212H188L187 214H185ZM159 213H160V211H159ZM253 213H255V214L259 213V214H258V216L256 215V217H254L255 214H253ZM162 214L164 215V213H162ZM162 214H160V215L162 216ZM169 214H170V216H169ZM179 214H180V216H182V217L185 218V216H183V214L182 215H181V213H179ZM164 216H166V215H164ZM188 216H190V215H188ZM188 216L186 218H188ZM191 216H192V214H191ZM260 216H262V215H260ZM257 218H258V221L256 220ZM260 218H262V217H260ZM185 220H187V219H185ZM182 221H184L183 218H182ZM191 223H192V221H191ZM202 223H203V221H202ZM263 223H264V221H263ZM174 224H176V223H174ZM205 225H207V224H205ZM0 236H1V234H0ZM199 239L202 241L201 243H197V241ZM148 251H149L150 254L148 253ZM178 251L179 252H183V254L185 253V255H179L178 253H176ZM114 264H123V263L119 262L118 258L116 257L114 259Z\"/></svg>","mask_w":264,"mask_h":264}]
</instances>
